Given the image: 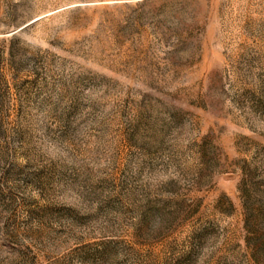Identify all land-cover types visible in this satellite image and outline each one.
Here are the masks:
<instances>
[{
	"label": "rangeland",
	"instance_id": "1",
	"mask_svg": "<svg viewBox=\"0 0 264 264\" xmlns=\"http://www.w3.org/2000/svg\"><path fill=\"white\" fill-rule=\"evenodd\" d=\"M0 264H264V0H0Z\"/></svg>",
	"mask_w": 264,
	"mask_h": 264
}]
</instances>
